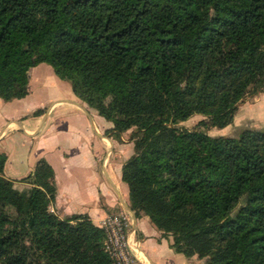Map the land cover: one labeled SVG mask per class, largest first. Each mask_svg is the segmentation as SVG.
Returning <instances> with one entry per match:
<instances>
[{
	"label": "trees",
	"instance_id": "1",
	"mask_svg": "<svg viewBox=\"0 0 264 264\" xmlns=\"http://www.w3.org/2000/svg\"><path fill=\"white\" fill-rule=\"evenodd\" d=\"M40 63L113 124L107 134L134 128L121 170L130 207L172 235L176 252L264 264V128L205 131L264 91V0H0V98L24 97ZM194 112L208 122L169 126ZM6 158L0 264H111L101 227L50 210V164L40 159L30 186L16 188Z\"/></svg>",
	"mask_w": 264,
	"mask_h": 264
},
{
	"label": "crops",
	"instance_id": "2",
	"mask_svg": "<svg viewBox=\"0 0 264 264\" xmlns=\"http://www.w3.org/2000/svg\"><path fill=\"white\" fill-rule=\"evenodd\" d=\"M37 110L41 113L34 115ZM112 126L80 100L49 64L40 63L29 70L24 97L0 98V153L7 157L4 176L29 187L30 183L19 180L45 159L53 169L56 186L49 208L59 218L73 220L83 214L100 227L107 215L126 211L129 240L138 242L145 264H205L196 255L176 252L171 236L164 235L147 215L132 210L121 170L134 152L122 136L118 139L106 133ZM18 129L36 140L34 147L16 149L3 142Z\"/></svg>",
	"mask_w": 264,
	"mask_h": 264
},
{
	"label": "rangeland",
	"instance_id": "3",
	"mask_svg": "<svg viewBox=\"0 0 264 264\" xmlns=\"http://www.w3.org/2000/svg\"><path fill=\"white\" fill-rule=\"evenodd\" d=\"M33 103H37V101L33 100ZM201 120H205L208 122L209 118L204 113L194 112L185 120L179 121L178 123L174 125L169 124V126H174L179 129L192 130L197 126V124ZM246 125L253 126L255 128H261V127L264 128V91H257L254 93L252 91H249L248 93H246L245 96L242 98V100L239 101L236 105V110L234 112V116H233V120L231 124H228L227 126L223 128L207 127L205 128V131L207 134H209L212 137H217V136H232V137L234 136L235 137L240 132V129ZM133 130L134 128L129 129L128 131L122 133L121 136L123 137L125 142L131 144V149L135 153L134 143L131 139V134ZM3 142L7 145L10 144L11 148L15 147L16 149H20L24 145L34 147L36 144V140L31 137L25 136L21 129L11 132L10 135L7 138H5ZM31 180L32 178L28 176L19 181H24V182L27 181L28 183H30ZM17 183L14 184L13 182V185L16 188H23L26 186V185H21ZM75 221L77 220L76 219L72 220L73 223ZM169 236H171L172 242H173L174 237L172 235H169Z\"/></svg>",
	"mask_w": 264,
	"mask_h": 264
},
{
	"label": "built area",
	"instance_id": "4",
	"mask_svg": "<svg viewBox=\"0 0 264 264\" xmlns=\"http://www.w3.org/2000/svg\"><path fill=\"white\" fill-rule=\"evenodd\" d=\"M130 217L126 211L107 215L100 224L104 233V247L111 264H145L143 253L135 241L129 240Z\"/></svg>",
	"mask_w": 264,
	"mask_h": 264
}]
</instances>
